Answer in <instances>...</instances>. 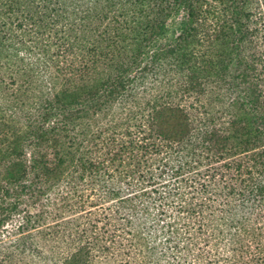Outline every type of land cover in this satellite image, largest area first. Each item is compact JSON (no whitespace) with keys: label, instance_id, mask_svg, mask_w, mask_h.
<instances>
[{"label":"trees","instance_id":"16d2710c","mask_svg":"<svg viewBox=\"0 0 264 264\" xmlns=\"http://www.w3.org/2000/svg\"><path fill=\"white\" fill-rule=\"evenodd\" d=\"M191 2L0 0V165L9 163L0 193L13 199L0 223L23 196L57 184L72 193L80 180L125 205L58 264H264V215L250 205L264 201V182L250 184L264 176V144L247 149L253 132L237 128L259 119L264 139L254 85L264 82V30L248 13L231 65L202 54L198 65L216 77L198 82L187 66L196 53L178 57L159 40L186 9L177 39L195 37L205 10Z\"/></svg>","mask_w":264,"mask_h":264},{"label":"rangeland","instance_id":"374dc122","mask_svg":"<svg viewBox=\"0 0 264 264\" xmlns=\"http://www.w3.org/2000/svg\"><path fill=\"white\" fill-rule=\"evenodd\" d=\"M196 1L195 4V0H192L196 6L205 10V12L202 14L201 26L195 37L190 36L184 41L177 39L180 34L179 22L182 20L184 12L187 11L186 9V11H181L179 14L174 13L168 18L167 30L163 36L159 37V40L160 44L175 51L174 53L178 57H181L183 52L192 49L196 56L190 60L187 66L188 68H197L198 82L205 83L211 78L214 80L216 76H209L213 68L208 67L207 62L198 65V61L203 60L200 58L202 54L212 55L216 60L224 59L226 63L231 65L232 60L229 59H233L236 53L237 39L235 33L238 23L244 21L248 24V13H250L253 16L250 18L252 21H249V27L256 24V27L264 30V0ZM261 15L262 18H259ZM185 17H187L186 13ZM259 46L264 50L262 42L259 43ZM260 47L258 51H263ZM176 60L172 58L174 63H176ZM229 71L231 72V70ZM210 85L212 84L210 83L208 87ZM254 85L255 89L259 91L258 93L263 94L261 98H258L264 103V82H257ZM211 94L213 95V105L216 106L214 109L223 111L225 98H221V102H219L220 96L215 91ZM235 108L236 110L241 108L240 112L242 113V108L245 109V107H240L239 104ZM235 108H233V111H236ZM261 111V114L264 113L263 107ZM259 121L256 118L246 117L240 121L241 123L237 127L240 130L239 133L242 134L247 131L253 132L250 141H256V143L252 144L250 142L247 149L264 144V139L259 142L256 138V136L260 137L261 135ZM249 154L246 152L244 156L248 157ZM248 163L251 168L253 161L250 157ZM8 165L9 163L0 165V184L3 186V180L9 170ZM168 177L167 181H170V175ZM253 177L250 183L252 188L263 184L264 176L261 178L257 173H254ZM27 179L26 181H29V177ZM46 190L47 188L37 195L23 196L18 207L11 211L12 215L3 223H0V264H58L63 257L71 253L75 247L88 238L91 224L95 223L96 219L104 218L105 214L114 216L116 213L115 206H121L119 211L125 213V205H108L109 203L97 198V195H95L97 192L93 193L90 187L81 184V180L76 184L75 192L72 193L69 191L70 189L67 190L62 184L55 185L51 191ZM262 196L264 197V195ZM2 198L3 194L1 192L0 216L10 212L5 211V209H10L12 207L10 203L13 202L12 198H7L6 202H3ZM219 202H223L222 197H215L212 206L223 207L221 204L219 205ZM250 205H257V213L264 215V201L260 200V197H256V200ZM258 205H261L260 208ZM108 206H111L112 209H108ZM174 207L175 205L171 201L170 209H175ZM211 208L208 207V214H212ZM118 215L119 213L114 216L116 220ZM134 221L141 228L146 226L145 221L147 223L146 217L140 211L136 214ZM105 223L106 220L104 219L99 224L101 226ZM158 228L161 231V227L158 226ZM160 236L162 237L161 232H159ZM160 245L161 250H163L164 242H161ZM46 256H54V258H51L53 261L49 263L45 260Z\"/></svg>","mask_w":264,"mask_h":264}]
</instances>
